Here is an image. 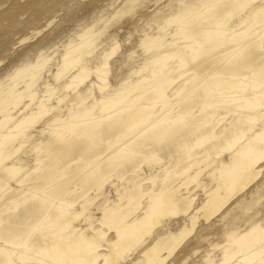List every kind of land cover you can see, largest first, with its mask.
<instances>
[{
  "label": "bare ground",
  "instance_id": "bare-ground-1",
  "mask_svg": "<svg viewBox=\"0 0 264 264\" xmlns=\"http://www.w3.org/2000/svg\"><path fill=\"white\" fill-rule=\"evenodd\" d=\"M62 1L28 0L21 6L13 2L0 12V44L23 25L16 19L19 10L32 11L31 24ZM4 2L0 0V5ZM167 3L160 9L163 16L179 12L168 21L176 26L177 43L148 49L139 69L124 79L127 91L111 88L103 77L117 42L102 52L95 68L87 60L79 62L82 53L97 44L91 28L81 31L79 41L61 56L54 80L74 70L63 88L83 87L70 97L76 103L97 91L99 113L87 108L62 118L60 112L48 116L42 99L35 106L31 87L41 76L45 59L18 67L12 81L0 87V264H114L111 256L115 264H165L195 230L200 208L215 206L212 213H216L229 201L202 185L205 198L196 208L194 197L183 191L187 178L207 171L210 163L200 165L209 156L213 163L217 161L210 172L227 191L240 185L237 194L264 171V0H212L199 11ZM242 8L246 9L240 14ZM160 11L153 15L156 21ZM228 23L235 27L227 28ZM185 48L190 53L180 55ZM134 72L140 77L130 80ZM17 78L22 79L21 88ZM109 90L119 96L105 95ZM41 118L48 125L47 137L30 144L36 152L34 165L21 172L13 158L22 147L18 137ZM226 150L232 160L222 168L220 154ZM143 164L150 171L138 180L135 172ZM194 166L193 175L180 183V176ZM127 174L129 184L121 191L115 187L117 201L106 195L97 205L102 215L99 226L91 228L92 236L69 228L71 220L82 214L88 221L90 215L85 212L92 200L113 183V177L120 180ZM142 180L150 182L144 185ZM11 183L16 187H10ZM244 204L237 208L244 209ZM177 205L195 209L188 223L161 240L153 238L154 213ZM138 209L142 212L135 214ZM109 229L112 235L107 234ZM226 235L236 250L227 249L222 264H255L256 259L260 260L256 264H264V227L254 224L236 237ZM134 251L137 255L129 259Z\"/></svg>",
  "mask_w": 264,
  "mask_h": 264
},
{
  "label": "rangeland",
  "instance_id": "rangeland-1",
  "mask_svg": "<svg viewBox=\"0 0 264 264\" xmlns=\"http://www.w3.org/2000/svg\"><path fill=\"white\" fill-rule=\"evenodd\" d=\"M26 1L28 0H5V2L0 5V12L8 10L13 2H15V6H21L23 3H26ZM169 1L170 0H63L61 4L53 6L49 11L41 13L42 15L40 16L38 15L36 20L31 24L29 23V18L32 15V11L30 9L19 10L16 13V19L18 22L23 23V25L21 24L15 34L3 39L0 44V87L7 86L8 83L12 81V76L15 74L18 67L20 68L23 65L31 64V62L34 64L36 58L37 61L45 59V61H47L45 65L41 67V76L31 87L32 93L35 95L33 100V102H35L34 105L36 106L37 102L42 99L47 107L48 116L51 113L60 112L62 118L76 115L87 108L90 109V111L99 113L100 101L98 99H100V94L97 91L94 92L93 97L83 99L79 103H76V101L70 100V97H72L74 93L80 92L83 87L80 86L78 90L71 87L70 89L63 88V84L69 81L74 70H70L67 74L65 73L61 79L54 80V75L60 66L61 56L69 46L79 41V35L85 28H91L92 32L97 35V44L95 46L97 50L92 48L93 50L91 49L89 51L91 52L90 55L88 51L87 53H82L79 62L87 60V64L95 68L103 59L102 52L110 50L112 44L117 42L119 47L113 57L108 60L106 65L107 73L103 74V77L111 88L114 86V88H118L119 90L127 91L124 79L131 71L139 69V66H141L148 54V49H161L169 44L177 43L178 38L175 35L176 26L174 23L168 24V21L174 19V14L179 12L178 10L177 12L173 11L171 13L167 11L169 14L163 16L165 13L160 11L163 5L167 2H172L170 4H180L185 10L190 7L189 9L199 11L212 0H192V2L191 0ZM245 9L246 8H242L239 10V13L241 14ZM159 11L160 13L157 14L159 15L158 22L153 18V15H156V12ZM151 16L153 18L152 21L150 20L152 19ZM234 27L235 24L228 23L227 28ZM23 37L26 39L20 41ZM188 53H190V50L185 48L181 50L180 55H187ZM85 56L87 59H85ZM139 74V72L131 73L130 80H137L140 77ZM6 78L10 81L5 80ZM90 78L92 81H96L94 75ZM17 81L19 83L18 87L21 88L23 85L22 79L17 78ZM87 84L88 82L86 85ZM105 95H108L110 98L119 96L117 92L111 90ZM59 97H61L62 100L58 101ZM18 106V109L22 111L23 108L21 104ZM13 115L14 119H16L17 116H15L16 113H14V111L12 112V116ZM42 121L43 118L27 129L26 133L18 137V141L22 143V147L13 155V158L17 160L21 172H24L34 165L33 158L36 152L31 148V145L47 137L48 125L44 124ZM256 127L259 128L257 125ZM5 131L6 129H4V132ZM210 134L212 135L210 132L208 138H210ZM250 136L251 132H247L246 137L250 138ZM234 148V146L231 148V150H233V155H235ZM220 156L223 160L220 167L227 168L232 160L229 151H224ZM212 160V156H209L200 165L202 167L205 163H210L209 169L207 168V171L199 172L196 176L197 179L187 178L189 181L186 179L188 175H193L196 166L192 167L186 174L182 175V177L180 176V183H182L184 179L187 180V182L185 180L182 186L184 187L183 191L186 194L190 193L191 196L194 197L193 202H195L196 208L200 207L199 203L205 198V190H201L202 185L205 186L208 191L220 193L223 200L228 198L229 201L216 213H212L215 206L211 208H200L201 210H198V226L196 225L194 228L195 230L189 234L186 240H184L185 242L183 241L172 256L165 261V264H170L171 262L175 264H222L224 252L227 249L236 250L235 246H230V237L226 234L230 233L232 236L236 237L239 233L244 232L254 224H260L264 227V171H262L257 179L252 181L253 183H250L251 185L246 186L237 194L240 185H236L234 190L227 191L224 188L225 184L221 182L222 180L219 178L220 181L216 180L215 175L210 172L217 166V161L213 163ZM149 171L148 167L143 164L141 169L135 172L140 175L136 179L139 180L143 176H146ZM128 178V174L120 180L113 177L111 179L113 183L103 188L102 193L96 197L97 199L94 198L95 200H92L89 210L85 212V214L90 215L89 220L87 221L84 214H82L78 219L71 220L69 228H76L77 232H83L86 237L92 236L93 231L91 228H97L99 226V219L102 215L97 205L102 203L106 195L109 196L110 201H117L119 192L115 190V187L118 185L121 191L129 184L130 181L125 182ZM149 182L150 181L142 180L140 183L148 185ZM217 185L219 186L218 189H216ZM10 187H16L15 183H11ZM91 196H93V193H90V197ZM240 202L243 204L245 203L244 209L237 208ZM77 209H80V207L77 206ZM168 209L169 210L159 209L154 213L152 221L153 238L157 237L161 240L166 237L169 232L177 231L184 223H188L190 215L195 210H192V208L188 210L184 209L182 205H177L173 208L169 207ZM139 211L138 209L135 214H139ZM141 212L142 211H140V213ZM107 234L112 235V229H109ZM198 236L200 237L199 240H197ZM102 241L98 240L97 244L108 248L110 251L108 245ZM185 247L188 249H185ZM20 250L23 249L20 248ZM136 255L137 251H134L129 259L134 258ZM261 256H264V254L262 253ZM32 257L36 258L37 255L32 254ZM110 261L115 264L117 260L115 256H111ZM259 261L260 260L256 259L255 264ZM119 264H124V262H120Z\"/></svg>",
  "mask_w": 264,
  "mask_h": 264
}]
</instances>
